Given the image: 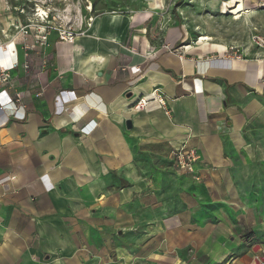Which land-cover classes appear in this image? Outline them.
<instances>
[{
  "label": "crops",
  "instance_id": "0c3cea01",
  "mask_svg": "<svg viewBox=\"0 0 264 264\" xmlns=\"http://www.w3.org/2000/svg\"><path fill=\"white\" fill-rule=\"evenodd\" d=\"M103 10L27 72L0 35L25 104L0 84V264H259L264 218L235 208L264 190L263 51L190 43L167 10ZM154 88L168 112L130 110ZM181 146L193 174L171 164Z\"/></svg>",
  "mask_w": 264,
  "mask_h": 264
},
{
  "label": "rangeland",
  "instance_id": "374dc122",
  "mask_svg": "<svg viewBox=\"0 0 264 264\" xmlns=\"http://www.w3.org/2000/svg\"><path fill=\"white\" fill-rule=\"evenodd\" d=\"M242 2L243 0H158L157 8L167 10L187 23L190 43L198 41L199 37H205L204 41L210 38L207 41L210 44L214 42L246 49L249 54L263 51L264 54V47L253 42V35L264 37V3L257 7L241 5L242 15L235 19L233 11ZM89 3L93 12L100 8L107 11L151 8L148 0H0L1 38L15 32L13 27L7 26L17 18L21 23L27 21L28 17L33 19L31 14L35 6L48 11L54 24L59 23L69 28L77 20L78 14L82 16L83 22L87 19L85 6ZM20 8H23L25 15L22 16L19 12ZM10 48L12 50L13 45ZM7 54L13 53L9 51ZM250 193L256 197L257 203L261 202V206L235 208V212L240 209L241 212L254 215L260 220L264 218V190L257 189ZM229 210L230 213L234 212L232 208Z\"/></svg>",
  "mask_w": 264,
  "mask_h": 264
},
{
  "label": "built area",
  "instance_id": "2783aa9c",
  "mask_svg": "<svg viewBox=\"0 0 264 264\" xmlns=\"http://www.w3.org/2000/svg\"><path fill=\"white\" fill-rule=\"evenodd\" d=\"M39 9L40 8L37 6H35L33 9L31 14L33 19H29L28 17L27 21L21 23L19 20H17V18L8 26L15 29V32L9 39V43L12 45L15 43L19 45L23 56L22 68L25 72L30 70V67L37 59L35 55H38L40 58L41 66H45L47 64V59L42 54V50L49 45V39L52 33H54L59 40L67 43H71L74 36L85 33L84 30H73L71 28H66L64 25L59 23L54 24L50 19V13L43 8L41 9L42 11H39ZM85 10L89 13L86 19L87 27H89L96 14H94L92 11L90 3L85 6ZM19 12L22 14V16L25 15L23 8H20ZM253 42L257 46L264 47V37L260 35H253ZM7 45L8 44L4 45L0 43V49L5 50ZM187 46L188 45H184L181 47H183V50H185ZM230 48L237 49V47L233 46ZM32 52H34V54ZM15 67L16 64H14L10 69L0 64V84H8L7 87L12 91L10 102L14 107L25 108V104L23 103V88L13 87L10 84V72ZM155 107L162 108L168 112L166 108L165 96L159 90V88H154L149 93L138 97L131 105L130 110L141 111ZM198 159L199 155L197 150L193 147L181 146L172 149L170 152L171 164L178 172L193 174L195 170V164ZM194 177L195 179H198L197 176ZM254 262L264 264V246L261 248L259 255L254 257Z\"/></svg>",
  "mask_w": 264,
  "mask_h": 264
},
{
  "label": "bare ground",
  "instance_id": "6f19581e",
  "mask_svg": "<svg viewBox=\"0 0 264 264\" xmlns=\"http://www.w3.org/2000/svg\"><path fill=\"white\" fill-rule=\"evenodd\" d=\"M148 6L149 7H151V8H157V6H158V0H148ZM240 8H241V4H238V6H237V8L235 9V11H233V13H235V15L233 16V18H235V19H237V18H239L241 15H242V13L240 12ZM39 11H42L41 9H39ZM65 15V14H64ZM67 17H68V15H67ZM66 18V17H65ZM77 19L79 18L78 16L76 17ZM69 19V18H68ZM7 25V24H6ZM7 28V27H6ZM206 38L205 37H201L200 39H199V41H204ZM210 40V38H207V40L206 41H204V42H207V41H209ZM212 44H214V45H220V44H218V43H214V42H212Z\"/></svg>",
  "mask_w": 264,
  "mask_h": 264
}]
</instances>
